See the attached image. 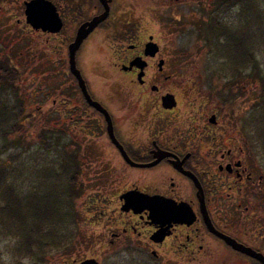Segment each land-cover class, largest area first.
I'll return each mask as SVG.
<instances>
[{
    "label": "flooded vegetation",
    "instance_id": "obj_1",
    "mask_svg": "<svg viewBox=\"0 0 264 264\" xmlns=\"http://www.w3.org/2000/svg\"><path fill=\"white\" fill-rule=\"evenodd\" d=\"M106 11L79 78L70 47ZM257 25L256 0H0V67L27 79L31 127L57 135L44 145L85 197L69 211L92 253L59 246L58 264H264ZM235 35L250 60H232Z\"/></svg>",
    "mask_w": 264,
    "mask_h": 264
},
{
    "label": "rangeland",
    "instance_id": "obj_2",
    "mask_svg": "<svg viewBox=\"0 0 264 264\" xmlns=\"http://www.w3.org/2000/svg\"><path fill=\"white\" fill-rule=\"evenodd\" d=\"M141 1L144 3H147L150 0H139V2ZM257 7L260 10V12L264 14V0H261ZM203 21L204 20H201V19L198 21L200 23L198 27H201L204 25ZM190 22H188V25L184 26L183 33L184 32L186 33L185 35H183L184 40L187 41L188 44H190L191 42L195 43L196 45H198V43L204 44L203 40H201V37H200L203 31H201V29H198L197 27L198 22L197 23L195 22L194 26ZM249 25H250V22H249ZM252 28L253 29L255 28V24H253ZM257 29H258V32H257L258 35L254 37V42L258 44V45L256 44V47H255V51H256L255 58H256L258 65L260 66L259 68L262 72V76H264V44H263L264 35L263 33L259 35V33L264 30V20L258 23ZM179 34H182V33H179ZM251 40H253V37L251 38ZM251 40L250 38H246L245 43L249 45L251 43ZM220 41L221 43H225L224 38H222V40ZM8 51L9 50L5 52H8ZM202 56H203V59H202L203 61L205 59L208 60L210 57L209 54L207 56L206 54H202ZM211 57L214 58V55H211ZM215 60L220 61V60H217V58ZM257 78H258L257 83H258V114H259L261 112L259 103L263 100V97H261V90L263 87L262 83L264 84V82H261V80L259 81L258 75H257ZM26 82H27V79H24L21 82H19L20 83L19 85L22 86L21 95L25 103L27 99V83ZM2 84L3 83L1 82L0 85ZM0 97H7L9 101H13V94L11 91H9V89L1 91ZM27 104H28V99H27ZM43 125L44 124L41 121V127L39 128H42ZM39 128L38 127L31 128L30 125L26 127L25 134H27L29 136L28 138L32 140L31 142H29L31 144L30 145L31 148L28 151L23 152L21 148H11L7 152L1 155L0 161L6 163L9 161L10 158H12V161L7 164V168L10 173L11 180L17 181L15 182V184L17 183L16 184L17 188L19 186L21 187L20 190H22V192L25 191L28 194L32 192L34 193L37 192L39 194H42V193H46L49 191L50 193L54 194L53 198L56 200L57 208L60 204V207H61L60 208V219L61 220L59 219L57 221V224L48 223L47 221L46 222L38 221L37 217L36 216L34 217L33 215V211L35 209H30L31 211H29L28 213V222L26 223V224L29 223L30 230L32 229L37 232V226H38L37 233H39V235L46 234V236L48 237L50 230L53 232H58L57 231V228H58L60 229V234L62 236L70 235L69 242L72 244L69 248H66V250L63 252L65 255L67 254L68 255H72V254L79 255V254H85V253L90 254L92 253V247L90 245H87L86 242H84L83 237H81V240L80 238L78 239V241L75 240L73 232H74V227H75L76 222L73 220V218H70L68 222L65 219L66 218L65 212L73 208H78V205L83 206L85 197L83 196L82 198H80L78 195L74 194V187L72 191H66L64 189L65 179L63 176H60V175L56 176L54 174L51 176L52 178H49V180L46 183H44V185L41 184V181L44 180V175H45L43 173L48 168H52L54 172L57 171L59 173V164L57 163L58 162L57 160L58 152L56 150L57 148L53 149V146H52L51 150H47L44 145L46 142H54V137L51 136L50 140H47L46 142H44L43 140H39L37 133L42 132ZM259 130L260 129H258L259 144L264 145V135H263V132ZM12 137L15 138V135H13ZM74 210L75 209H73V212ZM82 216L86 217V214L82 213L81 220H80L81 222L80 228L83 231V227H86L87 221L86 220L83 221L84 218ZM100 217H102V215ZM54 228L55 230H53ZM2 230L5 235L2 234ZM73 239L75 240V242ZM47 243L53 245L52 248L47 246L45 249V252L43 253V254L47 253L48 255H50L49 257L48 255L40 256L36 252L38 250L35 249V247L34 249L36 251H34L33 253L34 255L28 254L27 252L18 253L16 249L18 246L21 245L20 235L16 233L15 231H9V230L3 229V227L0 225V264H58L60 258L56 260L55 257L58 255H61L60 253L62 252V250L59 249V247H56V245H58V242L54 240L50 242L49 240ZM5 257H7V259H5ZM46 258H47V261H46Z\"/></svg>",
    "mask_w": 264,
    "mask_h": 264
},
{
    "label": "trees",
    "instance_id": "obj_3",
    "mask_svg": "<svg viewBox=\"0 0 264 264\" xmlns=\"http://www.w3.org/2000/svg\"><path fill=\"white\" fill-rule=\"evenodd\" d=\"M260 1L261 0H256V6L259 5ZM257 13L259 23L264 20V14L260 12L258 7ZM263 31H261L259 35L261 33H263L264 35ZM245 38L246 37H239L237 35L231 37V41H235V46H237V53L232 56L233 61L250 60V52H248L250 48L248 47H250L251 43L249 45L246 44V46L243 48V46L245 45ZM249 38L251 39V37ZM226 50L229 53L231 52L228 49ZM228 52L226 53V55L229 54ZM257 67V75L259 76V81L261 80V82H264V76H262V72L259 68L260 66L258 65V63ZM0 74V83H3L2 85H0V93L3 90L9 89V91H11L13 94V101H9L7 97H0L1 157L3 153L7 152L11 148H21L23 152H26L31 148V144L29 142H31L32 140L28 138L29 136L25 134V132L26 127L28 125H30L31 127L32 125L25 112L26 103L21 95L22 86L19 85V82H21L20 77L16 74L15 71H10L9 69H5V67H0ZM262 85L263 87L261 90V97H263V100L259 103L261 112L259 113L258 124L259 129L261 130V132H263L264 135V84L262 83ZM13 135H15V138L12 137ZM37 136L39 137V140H43L44 142L50 140L51 136L54 137L55 142L57 141L56 134L41 132L37 133ZM46 149L51 150L52 148L46 147ZM11 161L12 158H10L6 163L0 161V225L3 227V229L15 231L20 235L21 245L17 247L16 251L18 253L27 252L28 254H33L34 251H36L35 249H37L39 252H36L43 254L47 246L50 248H52L53 246L47 243L49 240L50 242L52 240L57 241L58 245H56V247L63 246L65 247V249L69 248L72 244L69 242L70 235L62 236L60 234V229L58 228V232H53L50 230L48 237L46 236V234L39 235V233H37L38 226L37 232L32 229L30 230L29 223L26 224L28 222V213L29 211H31L30 209H35L33 211V215L34 217H37L38 221H47L48 223L57 224V221L60 219L61 207L60 204L58 208L56 207L57 203L53 198L54 194L50 193L49 191L42 194H39L37 192L28 194L25 191L22 192V190H20V186L17 188V183L15 184V182L17 181L11 180L10 173L7 168V164ZM43 174H45L44 180L41 181V184L43 185L49 180V178H52V175H60V173H58L57 171L54 172L52 168H48ZM73 185L74 183L72 181L65 180L64 189L66 191H72ZM65 217L67 222L68 220H70V218H73L76 221L78 220L77 215L71 213L70 211L65 212ZM53 230H55V228ZM2 234L5 235L3 230Z\"/></svg>",
    "mask_w": 264,
    "mask_h": 264
},
{
    "label": "water",
    "instance_id": "obj_4",
    "mask_svg": "<svg viewBox=\"0 0 264 264\" xmlns=\"http://www.w3.org/2000/svg\"><path fill=\"white\" fill-rule=\"evenodd\" d=\"M108 12L106 11L103 15L98 16L97 18H94L93 20L85 23L81 29L79 30V34L75 40V42L71 45L70 50H71V54H72V65H73V69L75 71V74L79 77H81L80 71L76 68L75 64H74V55L76 50L80 47L81 43L84 41V39L87 37V35L93 31V29L97 26V24L99 22H101L102 20H104L107 16ZM57 19V20H56ZM58 22V18H56V16L52 18V20L50 19V24H57ZM59 27H57L56 29L53 30H57ZM128 201H132V198H127ZM135 200L137 201H142V202H149L150 204H159V202H157V199L155 198H136ZM81 264H99L95 259H87L85 261H83Z\"/></svg>",
    "mask_w": 264,
    "mask_h": 264
},
{
    "label": "clouds",
    "instance_id": "obj_5",
    "mask_svg": "<svg viewBox=\"0 0 264 264\" xmlns=\"http://www.w3.org/2000/svg\"><path fill=\"white\" fill-rule=\"evenodd\" d=\"M5 259H7V257H5Z\"/></svg>",
    "mask_w": 264,
    "mask_h": 264
}]
</instances>
